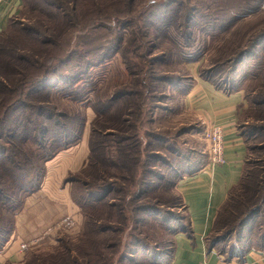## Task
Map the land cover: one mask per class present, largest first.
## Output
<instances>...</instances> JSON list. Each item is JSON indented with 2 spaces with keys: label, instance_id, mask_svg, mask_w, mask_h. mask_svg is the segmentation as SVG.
Listing matches in <instances>:
<instances>
[{
  "label": "trees",
  "instance_id": "obj_1",
  "mask_svg": "<svg viewBox=\"0 0 264 264\" xmlns=\"http://www.w3.org/2000/svg\"><path fill=\"white\" fill-rule=\"evenodd\" d=\"M84 1L85 5L88 3L87 5L92 4L94 7L88 8L85 6L84 8ZM159 4H164L168 9L161 20L152 24L155 29L154 33L151 30H146L158 39L164 38L169 41L171 47L159 45L161 47L159 52L163 55L158 57V53L154 50H158L159 46L154 45L152 51H150L152 55L150 58L151 65L155 67V64L168 63V57L173 56L175 53L179 56L178 62L181 64L199 59L201 57L197 56L199 52L193 50L190 43L193 32L189 33L187 31L194 24L192 23L194 21L193 12H191L193 10L186 1L180 0H22V9L19 14L27 16L29 22L11 17L8 26L0 33V142L3 141L6 144L3 147L0 146V251L15 231L16 216L22 207L21 204L19 208V201L23 203L26 196L34 193L40 187L45 174V163L57 155L60 150L75 142L78 139L79 130L86 122V118L80 113L71 114L54 106L47 107L44 103H37L39 96L43 92L50 93L60 82L67 87L72 86L74 82L82 79L81 76L84 74L85 66H94L102 59L109 58L111 52L118 53L123 49L126 50L127 46L125 45L134 33L137 20L143 16L146 18L150 14L151 8ZM255 8L252 5L247 10L248 14L245 15V11L242 12L243 16L235 12V20L233 24L229 23L226 26L227 30L232 28V25L235 26L239 23L243 17L254 14L256 12ZM160 23L163 24L162 27L159 26ZM101 29L111 31L116 35L115 40H110L99 49V47L96 48L97 45L90 43L89 38L94 32ZM142 30L141 32H147L143 28ZM73 38L79 40H73ZM182 38L184 42L181 40ZM262 42L263 37L259 35L248 41L247 44L239 45L237 50L229 55L224 50L219 49V56L214 59L212 66L207 69L202 68V65L199 66V76L212 82L216 87L227 92L243 89L245 102L249 101L251 107L256 110V120L261 121V130L254 135V138L260 137L261 141L258 147L249 144V156L255 148L264 153V89L262 88L264 87V49L263 53L261 52L262 59L259 64V71H255L252 76L247 77L251 71L250 68H247V74L243 79L245 81L244 83L242 81V84L236 81V74L238 76L239 72H245L246 69L241 64L245 61L250 50L258 48ZM188 48L191 51H188ZM97 49L103 50L100 52L98 60L91 59L88 55L85 57V54L97 51ZM76 55H79L77 57L82 58V61L79 59L75 74L71 77L62 75L63 66L73 61ZM154 67L149 75V84L152 88H149L148 93L145 94L147 98L150 95V99L160 102L170 96L166 94L165 89H167L166 85L170 84L173 79L169 76H156L155 71H161V69H154ZM222 69L228 70L234 77L219 76L216 70L221 72ZM163 72H168V70ZM185 80H188V82H185ZM174 84L181 88L184 96L191 88L193 78L188 74L180 75L178 83L175 81ZM252 84L257 89L261 87L253 95L252 92L248 91ZM157 86L163 87L162 90H158ZM154 92L157 95H154ZM136 94H139L138 91L132 89L116 91L108 99H101L107 101L106 104H102L105 110L96 105H93V108L97 114H104L109 111L106 114H110V116L104 114L103 117H111V120L114 121V116H116L119 121H122L123 125L128 122L131 125L130 116L133 114L131 107L124 110V112L120 110V114L115 113L119 109L118 105L124 104L128 98ZM73 98L77 99L74 95ZM30 100L35 101V103ZM159 107V105L156 106V108ZM242 108L244 106L241 107V110ZM11 116L14 117L10 122ZM120 116H123V118L121 119ZM66 119L69 123L63 121ZM97 125V121L93 120L91 134L98 133ZM242 127L244 126L241 123V131L245 136ZM122 128L114 125L112 130L106 129L103 131L100 129L99 131L105 132L103 134L108 136H117L118 154L125 157L126 148L130 147V144L126 145V142L130 139H125L120 135ZM152 136L158 141L161 140L158 137L159 135ZM95 143L93 138L92 146L94 147L90 152L91 155L96 152L94 151ZM103 144V141L98 142L99 150ZM23 145L30 148L31 151L23 150ZM149 148H151L150 143L147 145V149L150 150L149 159L152 162L159 161L158 152L160 149ZM101 151L103 150L101 149ZM31 155L38 157L41 164L38 165ZM88 159V165H92L90 155ZM208 162L209 160L204 164H193L180 179L198 172ZM250 165L251 161L248 157L243 177L239 184L230 191L228 198L218 212L213 231L208 237L209 245H219L223 252L228 243L232 244L231 254L246 251L248 246L247 225L256 217V214L261 213L263 208L262 204L257 205L258 198L252 209L250 208L242 213V218L237 224V218L235 219L234 215L235 210L254 203L256 199L254 198V200L253 197L256 195L253 196V194L261 193L264 190V172L259 169L252 171ZM65 181L72 184L71 195L75 204L78 205L80 213L85 217V226L83 227L85 230L81 234L80 232L77 233L75 238H61L57 242L58 244L56 243L57 245H51L49 248L35 245L34 250L33 248L29 252L27 250L28 254L26 253L22 260L18 262L7 261L5 264H143L138 262L134 256L137 253V247L126 249L127 247L123 246L121 242L118 244L112 242L111 236L107 233L115 227L110 223H104L101 219H97L94 212L91 213L92 210L99 207L97 201L105 200L111 192H116L117 189L118 191L121 190L116 188L114 183L102 184V188L106 190L104 194L97 196V191H88L91 201H87L84 198L75 196L73 189L76 184L79 185L80 183H82L81 186H88L89 181H82L74 175H69ZM141 195H138V197L140 198ZM86 205L91 208L90 212L85 210L84 206ZM142 205L141 203H135L132 211L136 214L138 211L148 208L147 204H145L146 207H141ZM108 206H116L119 211L123 212L126 209L123 203L117 205L116 203H108ZM242 211L240 210V213ZM231 216L232 218H230ZM135 221L136 217H134ZM219 221L226 226L225 231L215 236L216 224ZM188 227L186 221L181 227L175 228L173 235L177 230H187ZM87 230L95 235L100 233L102 239H106V242H100L95 246V255L91 258V261L82 256L84 254L80 244L87 236ZM66 231L69 232V229H66ZM234 234H237V238L233 241ZM249 241L252 242L251 245L264 247V229L260 225L256 232L251 231ZM234 244L239 245L240 250L238 252ZM172 249L173 245H171L169 251L162 252L166 256L162 264L169 263ZM128 252L131 253V258L127 255ZM100 258L103 260L102 263L99 261ZM160 261L161 259L153 257L146 264H160Z\"/></svg>",
  "mask_w": 264,
  "mask_h": 264
},
{
  "label": "rangeland",
  "instance_id": "obj_2",
  "mask_svg": "<svg viewBox=\"0 0 264 264\" xmlns=\"http://www.w3.org/2000/svg\"><path fill=\"white\" fill-rule=\"evenodd\" d=\"M2 1L4 0H0V2ZM180 1H186L189 6L191 5L193 10L191 12H193L194 21L192 23L194 24L187 31L189 33L193 32V38L190 43L193 47L192 49L199 52L197 53V56H201L199 59L181 64L178 62L179 56L175 53L173 56L168 57V63L155 64V67L151 65L150 58L152 55L150 51H152L154 45L171 47L169 41L164 38L158 39L152 34L155 32L152 24L161 20V17L168 9L164 4H159L151 8L150 14L146 18L143 16L137 20L134 33L125 45L127 46L126 50L123 49L118 53L111 52L109 58L102 59L94 66H85L84 74L81 76L82 79L80 81L77 80L72 86L68 87L60 82L50 93L43 92L37 102L44 103L47 107L54 106L59 110H66L71 114L80 113L86 118V122L83 124L84 126L81 127L77 134L78 139L68 147L60 150L64 151L61 152L64 154H60V156L48 162V175L53 174L54 177H57L58 174H67L70 169L69 163L77 160L79 163V159L83 156L81 151H85L84 154L89 151L90 163L92 162L93 164L88 165V159L85 169L79 170L80 172L78 169H75L76 173L73 171L68 173V176L66 175L67 178L69 175H74L82 181H89L88 186H81L82 183L75 185L73 189L75 196L91 201L88 191L95 190V192L97 191V196L102 195L106 191L105 188H102V184L114 183V186L121 191L117 189L116 192H111L105 198L106 201L103 200L105 202L97 201L99 207L96 210L91 211L88 205L84 206L85 210L87 212L91 211V213L94 212V216L97 219H101L102 222L110 223L115 227L107 233L111 236L112 242L116 244L121 242L123 246L125 245L127 247L126 249L137 247V253L134 256L138 262H142L143 264H146L153 257L159 260L161 259L160 264H162L163 259L166 257L162 252L170 250L173 231L187 221V213L181 199L178 181L193 164H204L208 161L209 157L207 141L205 139L206 128L200 124L198 116L195 113L183 107V93L181 92V88L179 86L177 87L174 82L176 81L178 83L180 75H189L188 67L192 69L191 67H195L194 64H198V67L202 65V68L205 67L206 69L212 66L214 59L219 56V49L221 51L224 50L227 55L230 53L233 54L239 45H245L248 41L261 35L263 37L262 44L258 48L251 49L245 61L241 64L246 69L245 72H242L243 74L239 72L238 76L236 74V81L242 84L247 74V68L251 69L247 77L252 76L255 71H259V64L264 49V0ZM87 4L85 5L84 1V8L85 6L88 8L94 7L92 4ZM252 5L256 7V12L247 17H243L239 23L235 26L232 25V28L227 30L226 26L229 23L233 24L235 20V12L243 16L242 12L245 11L246 15L248 14L247 10ZM17 12L13 15V18L23 22H29L27 16L20 15ZM162 25V23L159 24L160 27ZM142 28L145 31L151 30L152 33L148 31L141 32L143 31ZM115 35L116 33L114 34L111 31L101 29L94 32L89 40L92 45H97L96 48L99 47L100 49L102 45L108 43L110 40H115ZM73 40L79 39L73 38ZM181 40L184 42L183 38ZM99 49L88 52L85 54V57L88 55L91 59L98 60L100 52L103 51ZM160 49L161 47L159 46L158 50H154V52L156 51L158 53V57L163 55L160 54ZM188 51L191 50L188 48ZM77 56L79 55H76L69 64L63 66L62 75L71 77L75 74L79 59L82 61V58ZM190 62H194V64L190 65ZM153 67L154 69H161V71H155L156 76H169L173 79L170 84L168 83L166 85L167 89L164 88L166 94L170 96L160 102L150 99V95L147 98L145 94L149 88H152L149 84V75ZM165 70H168V72H163ZM216 73L226 78L234 77L232 73L225 69H222L221 72H217L216 70ZM185 82H188V80H185ZM157 87L158 90H162L163 88L160 86ZM260 88L257 89L252 84L248 91L252 92L253 95ZM262 88L264 89V87ZM123 89H132L139 93L128 98L127 103L118 105L119 109L115 113L120 114V110L124 112V110L131 107L130 109L133 113L130 116L131 125H129V122L123 125L121 123L122 121H119L116 116H114V121L111 120V117H103L109 111L104 114H97L93 108V105L102 107V104H106L107 102L102 100L108 99L114 92ZM73 95L77 99L73 98ZM154 95H157V93L154 92ZM129 100L130 104L128 105ZM30 101L35 103L33 100ZM157 105L160 107L156 108ZM102 110H105V107H102ZM106 116H110V114H106ZM13 117L11 116L10 122L13 120ZM120 117L121 119L123 118V116ZM256 119V110L247 101L240 112V122L245 127H242V130L245 133L248 143L253 147H258L261 141L260 137L257 139L254 138V135L261 130V121ZM93 120H96L98 123L96 126L98 133L94 135L91 134ZM63 121L69 123L67 119ZM114 125L123 127L120 135L125 137V139H130L126 142V145L130 144V147L126 148L125 157H121L118 154L116 147L117 136H108L103 134L105 132L99 131L100 129L103 131L106 129L112 130ZM101 126L104 127L102 128ZM152 135H159L158 137L161 140H156ZM93 138L96 142L94 150L96 151L94 153L95 156L90 153L92 147H94L92 146ZM99 141H103L104 143L101 148L103 151L101 149L99 150ZM148 143H150L151 147L149 149H160L158 152L160 157L159 161L152 162L149 159L148 155L150 154V150L147 149ZM3 145L6 144L1 141L0 146L3 147ZM22 149L31 151L25 145L22 146ZM31 156L38 165L41 164L38 157ZM249 157L251 161L250 169L252 171L259 169L261 172H264V153L259 152L255 148ZM69 187L72 192V184ZM53 191L58 192L55 188H53ZM140 194L142 195L139 198L138 195ZM253 196V199H256H254L255 201L253 200L254 203L236 209L234 213L235 219L237 218V224H239L242 213L250 208L252 209L258 198L259 202L257 205H263L261 213L256 214V217L247 225L248 246L252 244L249 241L251 239V231L256 232L259 225L264 229V190L261 193L253 194ZM26 198L27 196L23 203L19 201V208L21 204V209L23 208L26 203ZM106 202L116 203V205L123 203L126 209L124 212L119 211L116 206L110 207ZM135 203L143 204L141 207L147 204L148 208L138 211L135 214L132 211ZM240 210L243 211L240 213ZM71 217L73 219L65 220L62 224L54 227L49 233L37 239L34 243L30 244L29 240H23L20 242V246L26 243V248L29 247L27 249L29 252L32 248L34 250L35 245L49 248L51 245H57V242L61 238H75L77 233L79 234L80 232L81 234L85 230L83 229L85 226V217L81 213L79 219L78 216L74 217L72 215ZM134 217H136L135 222ZM225 227L224 223L219 221L216 224L217 231L215 230L214 235L218 236L222 234L225 231ZM66 229H69V232ZM86 232L87 236L80 243L82 253L84 254L82 256L91 261V258L95 255V246L100 242H106V239H102V234L100 233L95 235L88 230ZM236 238L237 234H234L233 241ZM20 246L15 244L16 251L20 249ZM21 249L24 248L21 247ZM127 255L129 258L132 256L130 252ZM99 261L102 263V258Z\"/></svg>",
  "mask_w": 264,
  "mask_h": 264
},
{
  "label": "crops",
  "instance_id": "obj_3",
  "mask_svg": "<svg viewBox=\"0 0 264 264\" xmlns=\"http://www.w3.org/2000/svg\"><path fill=\"white\" fill-rule=\"evenodd\" d=\"M21 7L22 0L0 2V33L8 26L11 17L17 11L20 12ZM189 64L193 65L194 62ZM194 66L192 69L188 67L193 84L183 96L182 105L198 116L203 127L207 128L211 124L223 126L224 162L214 167L207 164L198 172L179 180L178 188L189 227L187 230H177L173 235V251L168 264H264V247L253 244L247 246L245 252H238L239 245L234 244L238 254H231V243H228L224 252L219 245L211 246L208 243L218 212L230 191L241 181L249 157V143L241 131L240 122L241 107L246 102L243 89L224 91L201 78L198 64ZM61 152L64 151L53 158L64 154ZM81 153L83 156L79 163L78 160L69 163L67 174L85 167L89 151ZM53 158L45 163L40 187L27 196L25 205L17 213L13 236L0 251V264L23 259L27 253L25 250L29 248L21 249L20 242L23 240L34 243L65 220L73 219L72 215L79 219L80 209L73 201L69 187L71 183L65 181L68 175H48V162ZM53 188L58 192L53 191ZM15 244L20 246L17 251Z\"/></svg>",
  "mask_w": 264,
  "mask_h": 264
},
{
  "label": "built area",
  "instance_id": "obj_4",
  "mask_svg": "<svg viewBox=\"0 0 264 264\" xmlns=\"http://www.w3.org/2000/svg\"><path fill=\"white\" fill-rule=\"evenodd\" d=\"M205 139L208 144V165L214 167L224 162V129L222 125L211 124L205 129ZM27 244H22L25 249ZM243 264H252L244 262Z\"/></svg>",
  "mask_w": 264,
  "mask_h": 264
}]
</instances>
